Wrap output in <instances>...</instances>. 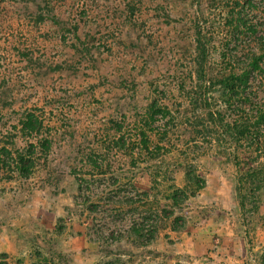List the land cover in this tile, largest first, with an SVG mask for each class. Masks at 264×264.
I'll return each mask as SVG.
<instances>
[{"label":"rangeland","instance_id":"1","mask_svg":"<svg viewBox=\"0 0 264 264\" xmlns=\"http://www.w3.org/2000/svg\"><path fill=\"white\" fill-rule=\"evenodd\" d=\"M251 3L258 7L261 0ZM223 6L218 0L1 4L0 96L44 114L51 127L59 129L55 160L62 158L64 145L81 138L105 141L111 126L106 115L114 109L110 107L114 102L106 99L131 97L135 82L145 92L154 75L166 73L169 65L183 58L192 42L191 9L200 8L208 34L222 37L229 32ZM121 85L126 90H119ZM129 129L122 132L129 134ZM113 153L124 155L115 149ZM221 168L210 159L200 163L197 169L204 175L205 188L171 208L151 238L125 244L108 257L95 243V228L106 229L104 237L113 239L118 229L140 220L134 206L124 205L122 212L109 210L93 222L74 206L66 179L56 191L39 181L42 176L0 182V264H99L100 259L105 264H264V202L254 214L236 206ZM133 179L137 187L149 191V199L162 191L161 187L151 191L149 177L141 170ZM104 223L111 224L113 238ZM153 224L154 220L148 222Z\"/></svg>","mask_w":264,"mask_h":264},{"label":"trees","instance_id":"2","mask_svg":"<svg viewBox=\"0 0 264 264\" xmlns=\"http://www.w3.org/2000/svg\"><path fill=\"white\" fill-rule=\"evenodd\" d=\"M15 1L0 0V5ZM218 1L226 8L229 32L208 34L200 8L191 9L192 42L183 58L154 75L145 92L135 82L131 97L106 99L114 109L106 115L111 126L105 141L81 138L64 145L62 158L55 160L59 129L44 114L0 96V182L42 176L39 181L56 191L66 179L74 206L93 222L109 210L134 206L140 220L118 229L115 237L111 224H103L113 239L104 237L106 229L95 228V243L106 257L151 238L171 208L203 190L205 178L197 167L208 159L230 168L221 172L236 206L257 213L264 202V0L258 7L251 0ZM127 126L129 134L122 132ZM139 170L148 175L151 191L162 188L159 199H149V191L135 185ZM168 181L171 185L163 184Z\"/></svg>","mask_w":264,"mask_h":264}]
</instances>
